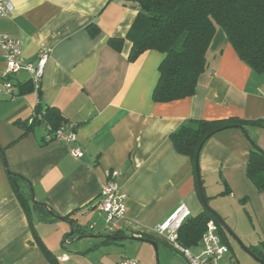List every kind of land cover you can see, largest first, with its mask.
<instances>
[{
  "label": "crops",
  "instance_id": "obj_1",
  "mask_svg": "<svg viewBox=\"0 0 264 264\" xmlns=\"http://www.w3.org/2000/svg\"><path fill=\"white\" fill-rule=\"evenodd\" d=\"M11 2L13 11L0 17V34L20 42L26 61L33 62L39 52L47 53V59L38 94L25 71L9 78L10 93L0 94V264H53L35 236L55 264H117L125 257L149 264L153 243L160 262L187 264L155 230L181 205L189 216L204 209L193 163L175 151L169 136L188 119L231 117L247 122L243 127L249 138L230 128L202 144L197 163L205 202L226 223L231 220L228 227L245 246L264 256V189L254 187L246 175L251 147L264 152V125L251 123L264 120V76L238 58L224 31L217 28L208 45L206 68L194 93L154 102L164 53L149 49L129 60L126 35L137 14L133 2ZM93 27L97 32H91ZM110 38H121L119 47L109 44ZM2 53L0 86L6 68ZM37 103L57 108L75 126V140L46 142L44 126L25 131L17 124L33 114ZM70 147L80 149L82 157L70 155ZM6 168L22 178L27 212ZM110 170L118 171L125 195L118 233L149 240L106 243L112 234L92 205ZM209 186L218 191L209 195ZM226 186L229 192L222 194ZM218 197L224 202L211 207L209 199ZM35 203L40 210L33 208ZM200 240L188 249L198 253ZM227 242L229 251L220 264H261L237 242L235 252Z\"/></svg>",
  "mask_w": 264,
  "mask_h": 264
},
{
  "label": "trees",
  "instance_id": "obj_2",
  "mask_svg": "<svg viewBox=\"0 0 264 264\" xmlns=\"http://www.w3.org/2000/svg\"><path fill=\"white\" fill-rule=\"evenodd\" d=\"M124 1L133 2L137 6L136 17L126 35L131 42L129 60L135 59L149 49L164 53L158 67V80L152 90L154 102L174 101L190 97L194 93L198 77L206 68V52L217 28L224 31L238 58L251 70L264 76V0ZM91 32H97V28L93 27ZM121 41V38H110L109 44L119 47ZM246 123L245 120L232 117L216 120L188 119L180 124L169 138L174 144L175 151L191 159L195 173L194 162L198 149L207 139L221 130L238 128ZM251 123L263 126L264 120H255ZM17 124L23 126L25 131L44 125L54 130L67 124V121L57 108L42 107L37 103L33 114L24 121H18ZM0 155L3 156L1 152ZM246 161L247 177L254 187L263 190L264 152L251 147ZM8 176L12 180L9 174ZM15 179L18 184V187L14 184L16 197L27 212L25 192L20 187L22 178L15 175ZM224 188L222 194L228 193L229 188L227 186ZM203 206L204 209L200 213L195 216L188 215L183 219L177 231V242L187 248L196 245L201 239L206 223L213 220L218 227L220 240L229 247L225 240V230L213 215L212 209L207 202L203 203ZM41 207L40 204H33L35 209L40 210ZM65 218L66 216L63 217ZM120 235L118 231L108 235L106 243L114 240L111 237ZM35 239L50 257L49 260L55 264L38 236H35ZM251 252L264 262V256L255 248H251Z\"/></svg>",
  "mask_w": 264,
  "mask_h": 264
},
{
  "label": "built area",
  "instance_id": "obj_3",
  "mask_svg": "<svg viewBox=\"0 0 264 264\" xmlns=\"http://www.w3.org/2000/svg\"><path fill=\"white\" fill-rule=\"evenodd\" d=\"M13 11V3L11 0H0V17H5ZM0 49L5 58V77L3 79L2 86H0V94H8L13 90V84L10 77L14 76L20 71H25L30 76V82L32 84V90L38 94L40 82L43 74L44 64L47 59V53L39 52L36 59L32 61H26L21 53L20 42L17 39H13L6 34H0ZM48 125H44L45 134L43 139L48 142L52 140L60 141L63 143L71 142L75 140L74 126L67 123L59 126L54 130ZM70 155L80 158L83 152L76 148L70 147ZM118 171L110 170L107 172V178L101 184L99 195L96 203L92 206L98 216H101L104 221L106 232L114 234L119 229V221L124 216L126 205L125 195L120 192L119 185L117 183ZM189 214V210L186 206L181 205L177 207L174 212L162 223L156 227V231L160 234H164L166 242L173 248V250L180 253L186 260L187 264H220L221 257L229 251L227 244L220 240L218 234V227L213 220H209L204 227V231L201 235V247L198 253L191 252L187 247H183L177 242V231L181 226L183 219ZM117 264H140L138 260L134 258L125 257L122 258Z\"/></svg>",
  "mask_w": 264,
  "mask_h": 264
},
{
  "label": "water",
  "instance_id": "obj_4",
  "mask_svg": "<svg viewBox=\"0 0 264 264\" xmlns=\"http://www.w3.org/2000/svg\"><path fill=\"white\" fill-rule=\"evenodd\" d=\"M242 132H243V134L247 137V138H249V136L247 135V132H246V130H244V127L243 126H239L238 127ZM254 147L253 148H256V149H259V148H257V146H255V145H253ZM201 148V146L199 147V149ZM199 149H198V152H197V155H196V161L194 162L195 163V171H196V179H197V186H198V191H199V195H200V197H201V202H203L204 204H206V199H205V195H204V189H202L203 188V186H202V180H201V177L199 176L200 174H199V169H198V155H199ZM260 150V149H259ZM262 151V150H261ZM0 152L3 154V152H2V149H1V147H0ZM3 158V157H2ZM3 160H4V163H5V165H6V162H5V158H3ZM6 171H7V173L11 176V178H12V180H13V184H15L17 187H18V184L16 183L17 181H16V179H15V175L13 174V173H11L10 171H8V168H6ZM212 212H213V215H215V217H216V219H217V221L220 223V225H221V227H223V229L225 230V231H227V233L233 238V240H235L244 250H245V252H247L250 256H252L253 258H255L257 261H259L261 264H263L264 262H263V260H262V258H260V257H258L257 255H255L253 252H251L250 250L251 249H249V247H247V246H245L242 242H241V240L240 239H238V236L232 231V229L230 228V227H228V225H227V223L224 221V219L219 215V214H216V212L215 211H213L212 210ZM74 230H72L71 232H69L70 234H73L72 232H73ZM111 237V236H110ZM111 238H113L114 240H119V239H127V238H130V239H139V238H137V237H131V236H119V237H111ZM153 246H154V248H155V250H156V254H157V245L155 244V243H153Z\"/></svg>",
  "mask_w": 264,
  "mask_h": 264
},
{
  "label": "rangeland",
  "instance_id": "obj_5",
  "mask_svg": "<svg viewBox=\"0 0 264 264\" xmlns=\"http://www.w3.org/2000/svg\"><path fill=\"white\" fill-rule=\"evenodd\" d=\"M216 191H218V190H213V189H211V187L209 186L208 187V190H207V193L210 195V193H216ZM209 204L211 205V207H213V208H215L216 207V204H218L219 202L221 203V202H224V201H221V199H219V197L218 198H210L209 199ZM230 209H231V211H233V208H232V206H230ZM237 217V216H236ZM229 225H230V227H231V220H228V222H227ZM234 231V230H233ZM225 236L227 237V240L230 242V244H231V247H232V250H234V252H235V250L237 251V248H238V244L236 243V241H234L233 240V238L227 233V231H225ZM172 248V247H171ZM155 249V248H154ZM167 252H170L169 251V249L167 248ZM130 256V255H129ZM160 258H159V256H158V252H157V254H156V250H155V253H154V255H153V257L150 259V262H149V264H164V261H162V262H160V260H159Z\"/></svg>",
  "mask_w": 264,
  "mask_h": 264
}]
</instances>
